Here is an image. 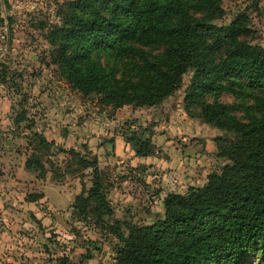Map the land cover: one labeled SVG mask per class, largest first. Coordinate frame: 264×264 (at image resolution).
<instances>
[{"label":"rangeland","instance_id":"obj_1","mask_svg":"<svg viewBox=\"0 0 264 264\" xmlns=\"http://www.w3.org/2000/svg\"><path fill=\"white\" fill-rule=\"evenodd\" d=\"M65 1L0 0V264H114L118 239L103 222L125 233V223L150 224L163 216L168 195L195 193L229 161L218 143L233 135L185 107L191 70L154 106L113 107L73 88L52 61L48 35L62 24ZM221 5L215 24L241 12L251 29L245 39L264 47V0ZM219 99L252 104L229 93ZM34 133L52 142L39 152L42 177L25 168ZM135 133L149 138L152 154H135L127 141ZM81 158L101 172L111 215L98 219L90 206L76 213L77 195L92 185Z\"/></svg>","mask_w":264,"mask_h":264},{"label":"trees","instance_id":"obj_2","mask_svg":"<svg viewBox=\"0 0 264 264\" xmlns=\"http://www.w3.org/2000/svg\"><path fill=\"white\" fill-rule=\"evenodd\" d=\"M221 3L68 0L60 6L62 24L48 33L52 61L83 95L113 107L154 106L191 70L185 107L233 135L218 143L229 160L221 172L192 196L168 195L161 218L125 223L126 233L103 222L118 239L114 264H264V47L245 39L251 29L241 12L226 24L213 22L224 13ZM222 93L252 104L223 102ZM127 141L137 156L152 154L149 138L135 133ZM51 145L34 133L25 168L44 176L39 152ZM80 163L91 169L92 185L77 195L76 213H90V206L98 219L111 215L101 172L94 162Z\"/></svg>","mask_w":264,"mask_h":264},{"label":"water","instance_id":"obj_3","mask_svg":"<svg viewBox=\"0 0 264 264\" xmlns=\"http://www.w3.org/2000/svg\"><path fill=\"white\" fill-rule=\"evenodd\" d=\"M194 194V192H192L191 194H190V196H192Z\"/></svg>","mask_w":264,"mask_h":264},{"label":"flooded vegetation","instance_id":"obj_4","mask_svg":"<svg viewBox=\"0 0 264 264\" xmlns=\"http://www.w3.org/2000/svg\"><path fill=\"white\" fill-rule=\"evenodd\" d=\"M9 37V36H8Z\"/></svg>","mask_w":264,"mask_h":264}]
</instances>
